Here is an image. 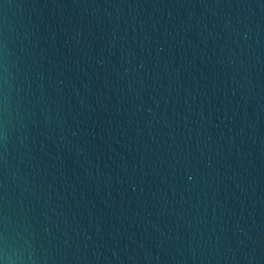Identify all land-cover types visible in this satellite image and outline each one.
<instances>
[{"label":"water","instance_id":"water-1","mask_svg":"<svg viewBox=\"0 0 264 264\" xmlns=\"http://www.w3.org/2000/svg\"><path fill=\"white\" fill-rule=\"evenodd\" d=\"M0 264H264V0H0Z\"/></svg>","mask_w":264,"mask_h":264}]
</instances>
